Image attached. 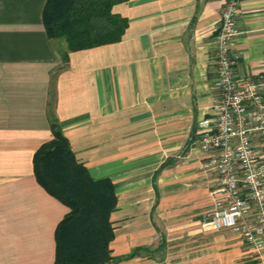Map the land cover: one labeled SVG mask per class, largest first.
I'll return each mask as SVG.
<instances>
[{
  "label": "crops",
  "instance_id": "crops-1",
  "mask_svg": "<svg viewBox=\"0 0 264 264\" xmlns=\"http://www.w3.org/2000/svg\"><path fill=\"white\" fill-rule=\"evenodd\" d=\"M47 0H0V264H54L69 209L34 172L54 116L94 180L118 198L109 264H264L216 229L198 125L213 117L225 0H127L119 43L70 53L43 24ZM237 77L264 70V0H241Z\"/></svg>",
  "mask_w": 264,
  "mask_h": 264
},
{
  "label": "trees",
  "instance_id": "trees-1",
  "mask_svg": "<svg viewBox=\"0 0 264 264\" xmlns=\"http://www.w3.org/2000/svg\"><path fill=\"white\" fill-rule=\"evenodd\" d=\"M126 1L47 0L43 24L50 40L66 42L67 51H59L63 62L70 53L119 43L128 20L113 8ZM51 127L54 138L36 152L34 172L37 182L69 209L56 229L54 264L112 263L115 232L110 219L118 204L114 185L90 176L54 116Z\"/></svg>",
  "mask_w": 264,
  "mask_h": 264
},
{
  "label": "built area",
  "instance_id": "built-area-1",
  "mask_svg": "<svg viewBox=\"0 0 264 264\" xmlns=\"http://www.w3.org/2000/svg\"><path fill=\"white\" fill-rule=\"evenodd\" d=\"M241 0H225L216 36L220 99L198 125L202 168L216 186L210 218L216 229L239 235L256 260L264 257V70L237 77Z\"/></svg>",
  "mask_w": 264,
  "mask_h": 264
}]
</instances>
